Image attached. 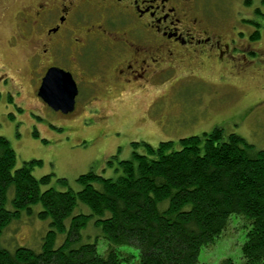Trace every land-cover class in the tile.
Masks as SVG:
<instances>
[{
    "label": "trees",
    "instance_id": "16d2710c",
    "mask_svg": "<svg viewBox=\"0 0 264 264\" xmlns=\"http://www.w3.org/2000/svg\"><path fill=\"white\" fill-rule=\"evenodd\" d=\"M260 37L255 32L251 39ZM178 146L133 143L132 159L120 162L118 179L90 172L78 178L82 189L74 192L57 190L50 175L35 178L40 161L17 168L16 152L0 136V240L23 216L37 217L49 229L40 251L0 247V264L136 263L122 247L138 251L137 264H200L201 251L216 243L233 215L251 225L243 264H264V152L221 129L181 139ZM57 183L68 188L65 179ZM83 206L90 213H82ZM90 226L98 234L83 242ZM100 240L108 246L103 253Z\"/></svg>",
    "mask_w": 264,
    "mask_h": 264
},
{
    "label": "rangeland",
    "instance_id": "374dc122",
    "mask_svg": "<svg viewBox=\"0 0 264 264\" xmlns=\"http://www.w3.org/2000/svg\"><path fill=\"white\" fill-rule=\"evenodd\" d=\"M2 1L12 10L17 6L11 0ZM247 1L195 0L211 34H218L230 45L234 61L226 57L221 64L214 58L204 66L195 63L194 77L151 89L144 103H136L132 97L118 98L115 89L108 97L112 101L106 103L110 108L105 111L108 124L89 114L82 117L80 111L66 117L37 98L30 49L23 43L10 46L13 22L0 16V136L8 139L16 152L17 168L24 162L40 161L42 165L33 169L35 178L50 175L57 190L78 192L82 189L78 178L90 172L118 179L122 175L120 162L132 159L133 143L157 147L172 141L177 149L181 139L221 129L226 136L236 134L255 151L264 152V16L257 13L264 15V2ZM255 32L260 33L259 40L249 38ZM183 70L178 66V72ZM154 97L162 101L153 108L152 119L146 111ZM164 100L169 105L166 112ZM58 179L67 180L68 188L59 185ZM83 207L82 213H90ZM34 210L41 211V205ZM79 212L80 208L76 209ZM250 227L244 217L231 216L216 243L201 251L199 263L222 264L231 259L234 264H243L242 246ZM48 230L46 222L23 216L6 229L0 247L12 251L24 246L40 251ZM97 234L98 230L90 226L83 232V242ZM62 241L60 237L59 243ZM106 244L100 240L99 252L108 248ZM120 251L134 254L137 264L136 249L122 247Z\"/></svg>",
    "mask_w": 264,
    "mask_h": 264
},
{
    "label": "flooded vegetation",
    "instance_id": "af4514ba",
    "mask_svg": "<svg viewBox=\"0 0 264 264\" xmlns=\"http://www.w3.org/2000/svg\"><path fill=\"white\" fill-rule=\"evenodd\" d=\"M11 1L14 10L0 0V16L13 22L10 46L23 43L30 49L36 97L47 105L39 91L52 69L74 81L75 110L63 113L66 117L80 111L108 124L106 103L115 89L118 98L144 103L151 89L194 77L195 63L235 59L230 45L211 34L195 0ZM178 66L184 70L178 72ZM161 99L150 100L148 117Z\"/></svg>",
    "mask_w": 264,
    "mask_h": 264
},
{
    "label": "water",
    "instance_id": "95a60500",
    "mask_svg": "<svg viewBox=\"0 0 264 264\" xmlns=\"http://www.w3.org/2000/svg\"><path fill=\"white\" fill-rule=\"evenodd\" d=\"M76 93L72 77L62 70L52 69L43 80L39 96L54 111L69 114L75 110Z\"/></svg>",
    "mask_w": 264,
    "mask_h": 264
}]
</instances>
